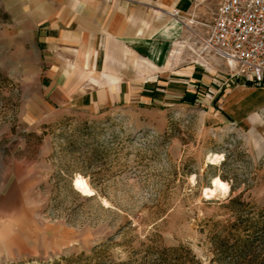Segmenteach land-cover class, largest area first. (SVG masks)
I'll return each mask as SVG.
<instances>
[{"label": "rangeland", "instance_id": "374dc122", "mask_svg": "<svg viewBox=\"0 0 264 264\" xmlns=\"http://www.w3.org/2000/svg\"><path fill=\"white\" fill-rule=\"evenodd\" d=\"M7 1L0 0V264L80 256L81 264H156L179 247L198 264H237L244 259L223 256L225 248L235 254L247 245L249 262L240 264H264L261 135L222 109L220 77L231 71L202 50L212 11L191 17L174 68L185 71L172 73L173 85L196 94L179 89L159 102L97 110L76 105L74 90L54 96L33 0H15L27 2L17 11ZM217 154L224 161L215 165ZM78 177L93 196L75 189ZM216 177L231 190L209 200Z\"/></svg>", "mask_w": 264, "mask_h": 264}, {"label": "crops", "instance_id": "0c3cea01", "mask_svg": "<svg viewBox=\"0 0 264 264\" xmlns=\"http://www.w3.org/2000/svg\"><path fill=\"white\" fill-rule=\"evenodd\" d=\"M221 2L33 0L37 15L31 23L37 24L36 43L49 67L46 82L54 96L72 97L74 90L81 97L75 98L76 105L97 110L159 102L179 89L182 95L196 94L172 83L173 71H185L174 68L183 56L186 21L190 28L193 14L214 15ZM26 4L7 1L13 11ZM220 78L223 111L242 127L260 132L264 154V86L229 75Z\"/></svg>", "mask_w": 264, "mask_h": 264}, {"label": "built area", "instance_id": "2783aa9c", "mask_svg": "<svg viewBox=\"0 0 264 264\" xmlns=\"http://www.w3.org/2000/svg\"><path fill=\"white\" fill-rule=\"evenodd\" d=\"M202 50L223 60L232 79L264 86V0H222Z\"/></svg>", "mask_w": 264, "mask_h": 264}, {"label": "trees", "instance_id": "16d2710c", "mask_svg": "<svg viewBox=\"0 0 264 264\" xmlns=\"http://www.w3.org/2000/svg\"><path fill=\"white\" fill-rule=\"evenodd\" d=\"M248 85H254L252 82H248ZM184 100H190L191 102H196L197 98L194 97L192 99H186ZM247 242V241H246ZM242 243V242H241ZM229 245V243H228ZM230 246H227L224 250L223 256L227 258H231L232 260H243L242 262L248 263L247 258L249 257L251 253V246L247 245L245 247H242V249H239L237 251L236 248V253L233 254V247L229 248ZM235 260V261H236ZM65 264H81L85 262V256H80L77 258H72V259H63ZM92 258L90 260L87 259L88 264H92ZM242 262H237V264H240ZM199 262L197 261L196 255L192 252V250L186 248V247H179V248H172V249H166L164 250L163 254H160V259L156 264H198ZM235 263V262H234ZM54 264H61V262H56Z\"/></svg>", "mask_w": 264, "mask_h": 264}, {"label": "bare ground", "instance_id": "6f19581e", "mask_svg": "<svg viewBox=\"0 0 264 264\" xmlns=\"http://www.w3.org/2000/svg\"><path fill=\"white\" fill-rule=\"evenodd\" d=\"M211 161L213 162V164L217 165V164H220L224 160H223V156L217 154V155L212 156ZM78 180L82 181V183L78 184L77 183ZM74 187L77 191H79L85 196L94 195L92 188H90L88 182L82 177H78L75 180ZM230 190H231L230 184L226 183L221 178L216 177L212 181V187L205 191V197L209 200H212L218 197L220 194H224V195L228 194Z\"/></svg>", "mask_w": 264, "mask_h": 264}, {"label": "snow or ice", "instance_id": "6c2138e0", "mask_svg": "<svg viewBox=\"0 0 264 264\" xmlns=\"http://www.w3.org/2000/svg\"><path fill=\"white\" fill-rule=\"evenodd\" d=\"M77 183H78V184H81V183H82V181H79V180H78V181H77Z\"/></svg>", "mask_w": 264, "mask_h": 264}]
</instances>
